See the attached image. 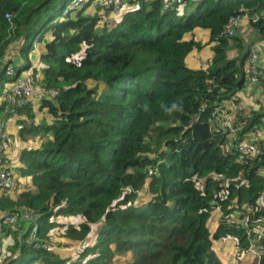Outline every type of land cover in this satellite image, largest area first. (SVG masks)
Masks as SVG:
<instances>
[{"label":"trees","instance_id":"1","mask_svg":"<svg viewBox=\"0 0 264 264\" xmlns=\"http://www.w3.org/2000/svg\"><path fill=\"white\" fill-rule=\"evenodd\" d=\"M72 1L0 0V120L19 117L18 134L30 143L16 167L8 156L6 163L31 179L22 190L20 181L0 189V220L31 217L23 237L15 232L7 246L14 256L3 252L5 264H223L213 240L227 238L239 253L248 251L247 230L264 217V142L257 141L256 158L242 157L215 131L212 114L237 102L248 82L253 45L224 28L234 15H258L251 27L264 39V0H121L114 25L101 23L114 4L100 15V7L88 11L92 0L61 18ZM190 3L191 11L181 8ZM198 27L210 32L214 52L206 69L186 64L206 46L185 38ZM15 46L22 62L10 58ZM10 62L13 76L6 73ZM28 69L37 86L57 93L12 110L5 89ZM263 116H236L240 139ZM9 131L7 154L18 135ZM214 210L221 217L212 230ZM79 215L78 224L64 222ZM56 232L67 239L63 246L80 249L64 256L45 248Z\"/></svg>","mask_w":264,"mask_h":264},{"label":"built area","instance_id":"2","mask_svg":"<svg viewBox=\"0 0 264 264\" xmlns=\"http://www.w3.org/2000/svg\"><path fill=\"white\" fill-rule=\"evenodd\" d=\"M85 0H73L72 3L67 6L62 12L61 18L66 17L75 8H78ZM176 0H172L169 3H174ZM94 9L97 8H109L114 4V11L121 7V0H92ZM59 20V18L57 19ZM259 20L258 15L250 16L248 13L234 15L230 18L228 24L224 28V34L226 36H234L241 28L244 21L256 22ZM213 58V57H212ZM212 58L203 59L201 61V68L206 69L212 62ZM259 53L256 49H252L248 58V80L252 83H259L264 81V66L258 61ZM6 73L9 76L15 74L14 63H8ZM56 94V90H49L43 86H37L36 80L31 76V70H26L18 79L7 89H5L4 99L8 103V108L16 110L27 105L32 97H41L44 94ZM235 105L233 99L227 100L216 108L212 114L214 119V129L217 132L223 131L226 134V138L235 148L240 152L242 157L246 159H254L259 154V146L257 141L264 142V129L259 127L256 131L252 132L249 137L240 139L239 134L241 132V126L237 123V118L234 110ZM11 140V134L9 131L8 121L0 120V189L6 190L12 187H17L18 179L16 174L8 167L6 163L7 157V145ZM261 174L264 175V168L261 169ZM26 217L31 218L28 213H24ZM240 212H236L235 220L238 223H243L245 220L240 218ZM17 219L15 216H5L0 220V233L4 225H10ZM3 227V228H1ZM247 234L249 236L250 244L248 251L252 252L257 260L264 255V217L251 227L248 228ZM36 238V231L33 230L29 235V240L32 241ZM45 248L56 249L58 244L54 241H48L43 244Z\"/></svg>","mask_w":264,"mask_h":264},{"label":"crops","instance_id":"3","mask_svg":"<svg viewBox=\"0 0 264 264\" xmlns=\"http://www.w3.org/2000/svg\"><path fill=\"white\" fill-rule=\"evenodd\" d=\"M239 35H241L245 41L246 44H252V49H256L259 53L258 61L260 64L264 66V39H262L259 35V33L253 28L249 27L247 29H243L239 32ZM210 32L208 30L202 29V28H195L192 32L188 33L186 35V39L194 38L198 41H202L203 43H207L209 41ZM42 45V44H41ZM41 51L38 49L37 44L35 45V51L33 56V60L36 62L39 60ZM213 50H212V44H208V46L204 47L203 49H194L186 58V64L188 67L193 69H200L201 68V61L204 59H210L213 57ZM16 57V61L20 60L22 62V57L19 53V47L15 46L14 50L10 54V58L13 59ZM9 58V57H8ZM34 61V62H35ZM237 102H235V105L233 106V110L236 114V116H247L251 114L253 111H257L260 113H264V81L259 83H252L248 80L246 83V87L242 90H240L237 94ZM264 129V116L262 118V123L260 125ZM19 136L15 137V145L21 143ZM25 142V141H24ZM39 142H37L35 145L37 146ZM27 146V145H25ZM24 146V147H25ZM16 147H14V152L8 151L12 154V158L14 159L13 165L16 167L18 165V162L16 157ZM23 148V147H22ZM10 149V148H9ZM9 153V155H10ZM16 177L18 178V181H24L26 180V188L31 183L30 177H21L17 173ZM22 185V184H21ZM21 221V225L26 226V228L29 225V219L26 217L25 214L21 215V218H19ZM218 224V223H217ZM216 224V227H217ZM215 227V228H216ZM215 230V229H214ZM5 230L1 229V232H4ZM8 237H10L6 246H8L9 243H13L14 236H12L11 232H6ZM6 234L0 233V238L6 239ZM7 237V238H8ZM213 248L215 252L217 253L220 260L223 262V264H256L257 259L256 256L250 252V251H243L239 253V249L236 243V240L232 238L227 239H215L213 240ZM5 248L1 249L0 245V254H3L5 252ZM0 262H2V257L0 255ZM2 264V263H0Z\"/></svg>","mask_w":264,"mask_h":264},{"label":"rangeland","instance_id":"4","mask_svg":"<svg viewBox=\"0 0 264 264\" xmlns=\"http://www.w3.org/2000/svg\"><path fill=\"white\" fill-rule=\"evenodd\" d=\"M170 1H172V0H166V2H170ZM94 7V6H93ZM185 8V11L186 12H189V11H191L194 7H195V4H193V3H190V5H187V6H185V5H182V7L181 8ZM95 8V7H94ZM94 8H91V9H89L88 11L90 12L91 11V13H95V10H94ZM97 9H99V8H97ZM126 9V8H125ZM123 11H124V7L121 5V7L120 8H118L117 10H115V12H114V14H111V16H106L105 15V10L104 9H100L99 10V14L100 15H105V16H103V18H102V21H101V23H103L106 19H109L110 20V24H116L117 23V21L119 20V18L122 16V14H123ZM250 26H249V22H247V21H244L243 22V24H242V26H241V28L238 30V32L235 34V35H239V32L241 31V30H243V29H247V28H249ZM208 43V42H207ZM206 43V46H208V44ZM37 46H38V49L41 51L42 50V45L41 44H37ZM205 46V47H206ZM84 54V50H82L79 54H77L76 56H75V58H80L82 55ZM97 83H96V81L94 82V81H90L89 82V85H90V87H93V86H95ZM22 118H26V116H23ZM19 119V117H13V118H11L10 120H8V124H9V128H11V133L13 134V133H16V134H18V132H19V125H18V123H17V120ZM38 119H40V117H38L37 118V120ZM13 135H15V134H13ZM17 136H19L20 137V140L22 141L21 143H19L18 145H17V147H16V145H15V137H13L12 136V144H11V147H10V151H12V152H14V147H16V154H17V157H18V155H19V153H20V150H21V148L22 147H24L25 145H30V143H27V142H24L23 140H22V138H21V136L18 134ZM33 140V145H35L37 142H39L38 141V139L37 138H33L32 139ZM8 150V151H9ZM10 153V152H9ZM9 153L7 154V156H8V158L10 159V161H11V163L13 164V158L11 157L12 156V154L10 153V155H9ZM17 157H16V159H17ZM19 158V157H18ZM17 161H19L18 159H17ZM20 183L22 184L21 185V187L19 186L17 189H20V190H22L25 186H26V180H24V181H20ZM16 189V190H17ZM7 216V215H6ZM220 217H221V213L219 212V210H214V212H213V214H212V217H211V219H210V221H209V225H210V228L212 229V230H214L215 229V227H216V224L218 223V221H219V219H220ZM21 218V217H20ZM83 220V216H67V218H65L64 219V222L65 223H76V224H78V223H80L81 221ZM20 219H17V220H15L14 222H12L10 225H7L8 227L10 226V228H12L14 231H12L11 232V234H12V236H15L14 235V233L16 232V233H19V237L21 238V237H23V234H24V232H25V230H26V226H24V225H21V223H20ZM1 228H3V227H1ZM3 230V229H2ZM7 230L6 231H4V232H1V233H4V234H6L7 235ZM9 235V234H8ZM8 235L6 236V239L5 238H0V245H1V249H3V248H5L4 250H5V255L7 254L8 256H14V255H10L11 253H10V251H8V249H7V246L5 247V245L8 243V242H10L8 239L10 238V237H8ZM8 237V238H7ZM92 237V241H93V236H91ZM50 241H54V242H56L57 244H58V247L56 248V249H54L55 251H57L58 253H60V254H62V255H64V256H67V255H70L71 253H74V252H76V251H78L79 249H80V245L79 244H77V245H70V246H68V247H66V246H63L62 245V243H67V239L66 238H63V237H60L59 236V232H56V233H54V235H52V237H51V240ZM1 255V257H2V262H0V263H2V264H5V262L3 261V259H4V254H0ZM130 257L129 256H120V257H118L117 258V262H124L125 260H128ZM257 259V258H256ZM257 262H258V260H257ZM257 264V263H256Z\"/></svg>","mask_w":264,"mask_h":264}]
</instances>
